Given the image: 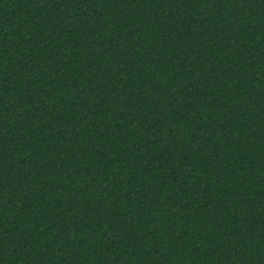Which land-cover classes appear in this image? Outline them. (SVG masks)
<instances>
[{
  "label": "trees",
  "instance_id": "trees-1",
  "mask_svg": "<svg viewBox=\"0 0 264 264\" xmlns=\"http://www.w3.org/2000/svg\"><path fill=\"white\" fill-rule=\"evenodd\" d=\"M0 264H264V0H0Z\"/></svg>",
  "mask_w": 264,
  "mask_h": 264
}]
</instances>
